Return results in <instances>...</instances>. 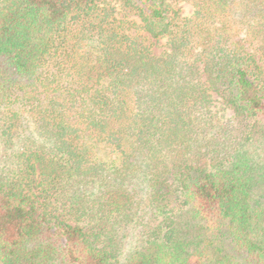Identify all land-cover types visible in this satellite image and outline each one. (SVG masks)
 <instances>
[{"label": "trees", "instance_id": "obj_1", "mask_svg": "<svg viewBox=\"0 0 264 264\" xmlns=\"http://www.w3.org/2000/svg\"><path fill=\"white\" fill-rule=\"evenodd\" d=\"M0 264H264V0H0Z\"/></svg>", "mask_w": 264, "mask_h": 264}, {"label": "rangeland", "instance_id": "obj_2", "mask_svg": "<svg viewBox=\"0 0 264 264\" xmlns=\"http://www.w3.org/2000/svg\"><path fill=\"white\" fill-rule=\"evenodd\" d=\"M180 6L182 8V14L183 15L187 16V15L191 14L192 8H191V6L189 4H187V3H181ZM155 50H156V52H159L160 51V49H158V48H156ZM131 242H132V238L128 239L125 242L126 248H128V246L131 244Z\"/></svg>", "mask_w": 264, "mask_h": 264}]
</instances>
